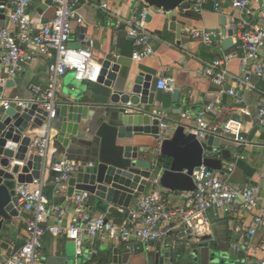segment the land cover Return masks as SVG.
Returning <instances> with one entry per match:
<instances>
[{
	"label": "built area",
	"instance_id": "1",
	"mask_svg": "<svg viewBox=\"0 0 264 264\" xmlns=\"http://www.w3.org/2000/svg\"><path fill=\"white\" fill-rule=\"evenodd\" d=\"M50 1L54 6V17L43 24H35L29 16L33 0H6L9 8L1 7L6 11L4 16L7 23L0 27V65L6 77L0 80V84L20 76L34 53L52 56V62L48 67L46 85H28L27 89L32 95L30 99H7L0 95V117L12 104L22 111L35 106L45 114L41 126L31 123L26 133L30 138L29 153L42 159L41 176L30 183H16L14 186L19 214L23 216V244L12 253L0 254V264H46L43 256L46 235L66 236L73 245L75 258L81 257L85 248L91 256H95L96 238L102 242L131 243L132 253H157L158 246L159 249H169L170 256H176L191 244L210 237L209 212L214 216L231 217L236 236L234 248L244 253L246 262L264 264L263 189L256 182L244 185L232 183L230 175L234 170V162L220 171L204 166L194 169L191 177L194 192L181 206H168L160 192L158 180H149L148 189L135 206L116 209L117 214L124 217L121 223L108 220V213L98 216L89 213L87 204L90 195L87 192H74L71 197H67L69 179L91 164L75 162L65 156L54 161L48 159L52 141L51 124L57 115L56 91L66 73H72L78 82L92 78L94 63L91 51L86 48L70 49L68 45L72 24H84L80 9L84 6L97 9L104 7L97 5L95 0ZM184 2L189 4V11L200 15L207 3L211 4L214 12L220 13L225 0ZM144 6L148 7L146 4ZM231 7L236 13L230 15L225 29L236 50L242 54L240 71L237 76L228 71L235 52L225 53L218 59L204 63L197 76L211 81L218 88L217 98L195 117L193 133L199 141L206 136H217L228 139L238 147L248 146L250 142L237 133L234 123L222 122L215 116V104L226 94L232 98L234 107L240 106L243 92L255 89L250 83L251 76L264 85V0H231ZM147 18V9H134L129 17L115 16L113 20V29L122 31L131 40L134 47L131 59L136 62L155 55L153 37L146 27ZM187 33L208 47L214 45L218 36L206 29H187ZM155 91L171 92L172 80L158 79ZM258 91L262 101L257 108L255 121L258 128H264V86ZM127 106L130 107L129 104ZM155 118L159 121V141L169 139L164 111H157ZM13 166L21 168L24 162L11 163L10 167ZM45 171L53 174L52 199L60 197L61 203H50L45 196ZM259 180L264 181V174L259 176ZM49 219L53 223L44 225Z\"/></svg>",
	"mask_w": 264,
	"mask_h": 264
},
{
	"label": "crops",
	"instance_id": "2",
	"mask_svg": "<svg viewBox=\"0 0 264 264\" xmlns=\"http://www.w3.org/2000/svg\"><path fill=\"white\" fill-rule=\"evenodd\" d=\"M95 1L97 5H102L104 9H97L91 6L82 7L80 14L84 19V24L78 26L73 23L70 38L71 42L80 44L81 48L91 51L94 63L93 76L90 80L78 82L74 79L72 73H66L57 87V102L63 100V93L67 88L75 87L84 95L86 102L98 105L106 104L110 90L104 87L105 77L100 75V68L101 62L109 58L119 66L116 77L117 83L121 87L124 79L131 78L138 73L150 74L156 79L165 78L172 80V90L178 89L180 91L178 103L172 104L171 92L156 91L155 93H150L149 100H153L152 114L155 116L157 111H164L166 115L164 122L168 126L166 132L170 136L172 130L180 123L191 125L195 130V117L205 106L215 102L218 91V88L211 81L199 78L197 73L205 62L218 59L225 53L235 52V57L228 65V71L233 76H237L240 71V57L242 54L236 50L233 42L232 47L227 51H224L221 45L216 43L210 47L205 46L200 41L191 38L187 33V29H206L219 35L221 18L225 17L227 22L230 19V15L236 13L232 10L231 0H225L220 13L214 12L211 4L207 3L200 15H196L189 10L183 14L161 12L160 9L154 7H145V3L141 0ZM134 9H147L146 27L153 37V49L155 52L154 56L140 62L131 59L134 49L131 40L122 31H115L112 27L115 16L127 18ZM28 13L35 24H43L54 17V6L50 0H33ZM172 16H176L177 21L184 23L179 39H177L176 32L170 29ZM249 20L252 22L251 19ZM82 29L85 32L83 35L80 33ZM81 36L83 41L80 40ZM51 57L34 53L33 59L25 67V71L20 76L9 79L11 83L6 87L1 97L7 99H30L32 95L27 87L29 84L44 85L41 80H44L43 75L48 77V67L52 62ZM262 59L264 61V51H262ZM250 83L255 89L243 92V102L238 107L233 106L230 96L223 94L218 99L219 103L215 104V116L222 122L229 121L234 123L237 133L247 138L250 142L248 146L240 145L236 147L228 139H225L224 148L230 151V159L222 160V168H226L231 162H234V170L230 175V181L237 185L259 183L264 193V181L259 180V176L264 174V128H258L255 121L257 108L262 101L258 90L262 89L264 85L253 76L250 78ZM142 109L147 110L146 107H142ZM181 109L186 110L185 117H183V114H179L180 111L178 110ZM57 123L58 118L52 122L53 126H51L52 141L48 159L54 161L63 156H69L71 160L81 163L83 157L74 153L75 151H72V148L64 151L61 146L53 141V137L56 134L54 128ZM132 143L139 147V150L147 146L146 158L150 161L159 162L158 143L151 137L133 136ZM215 158L221 159V154L218 153ZM159 172L161 173V171H157L156 174ZM43 176L47 179V187L44 190L45 196L50 203H61L62 198L60 197L56 198V200L52 199L53 174L45 171ZM154 179L158 180L160 192L168 206H181L194 192V186H190L184 191H170L161 187L158 175H154L150 180ZM261 204H264V200ZM116 209L119 208L110 205L107 211L108 220L115 223L122 219V216L117 214ZM92 214L102 215L96 210H93ZM22 219L23 216L19 214L17 218L11 220L5 230L4 241L9 245L7 250L11 249V253L23 244ZM208 220L211 225V234L209 235L211 240L221 242L223 247L232 244L234 237L232 218H225L223 215L214 216L209 212ZM52 223V220L49 219L44 225H51ZM43 246L45 261L49 257L63 258L65 259L64 264H69L73 260L79 261L80 264H99L97 263L98 259L101 261L100 264H149V258L156 254V252L145 253L144 251L132 253L130 250L131 243H114L111 240L102 242L97 238L94 239L95 250H97L95 256H91L88 249L85 248L83 255L75 258L73 256V245L67 240L66 236L53 237L46 235L43 240ZM111 247L120 250V259L107 257L108 249ZM187 249H183L178 255L189 258L188 253L192 249ZM165 250L167 249H159L157 253L160 255ZM1 252L4 255L5 253L9 254L6 250ZM53 264L61 263L55 260Z\"/></svg>",
	"mask_w": 264,
	"mask_h": 264
},
{
	"label": "water",
	"instance_id": "3",
	"mask_svg": "<svg viewBox=\"0 0 264 264\" xmlns=\"http://www.w3.org/2000/svg\"><path fill=\"white\" fill-rule=\"evenodd\" d=\"M141 1L166 13L183 14L189 9V4L184 0ZM1 7L9 8L6 0H0V27H4L7 23L4 16L6 11ZM225 25L226 19L222 17L220 34L216 36L215 43L227 51L232 47V40ZM182 27L184 23L172 16L170 29L176 32L177 39L181 36ZM80 33L83 35L85 32L82 29ZM80 40L83 41L82 36ZM68 47L80 49L81 45L70 41ZM118 67L109 58L101 62L100 75L105 77L104 87L110 90L106 104L86 102L84 95L75 87L67 88L63 100L57 103L58 123L54 128L56 134L53 141L64 151L72 148L74 153L83 157L81 163L91 164L69 179L66 195L71 197L74 192H87L90 195L87 207L91 214L93 210L106 214L110 205L122 209L132 207L146 192L147 181L154 175L159 176L162 188L184 191L194 186L191 178L194 169L204 166L220 171L222 160L230 159V151L224 148L225 139L206 136L199 141L193 133L194 128L186 123L178 124L170 138L160 142L159 121L152 114L153 100H149V94L156 92L154 87L158 79L150 74L138 73L124 79L121 87L116 77ZM42 77L44 80L41 82L46 85L48 77ZM5 78L0 65V80ZM10 83L8 79L0 84V95ZM179 95L178 89L171 91L172 104L178 103ZM178 111L183 115L187 113L182 109ZM44 116L35 106L22 111L12 104L0 117V254L2 250L11 253V249L7 250L9 245L4 241L5 230L11 220L19 216L15 184L30 183L41 176L42 159L29 153L30 138L26 133L31 123L41 126ZM133 136H149L156 141L158 157L167 160V167L148 160V147L139 150L132 143ZM218 153L221 159L215 158ZM17 162H24V166L10 167L11 163ZM157 171L161 173L156 174ZM235 243V235L232 244L227 247L205 237L187 249H192L188 253L189 258L170 256L167 249L161 256L156 253L150 257L149 264H251L245 261L242 251L234 248ZM149 244L153 245L152 242ZM156 250L159 251L158 246ZM119 252L118 248L111 247L107 257L120 259ZM55 260L65 263L63 258L52 257L47 258L45 263L53 264Z\"/></svg>",
	"mask_w": 264,
	"mask_h": 264
},
{
	"label": "trees",
	"instance_id": "4",
	"mask_svg": "<svg viewBox=\"0 0 264 264\" xmlns=\"http://www.w3.org/2000/svg\"><path fill=\"white\" fill-rule=\"evenodd\" d=\"M159 164H161L164 168H166L167 167V160L166 159H159V162H158ZM120 216H122V215H120ZM122 220H123V216H122V219L121 220H119L117 223H121L122 222ZM97 263H101V261L98 259L97 260Z\"/></svg>",
	"mask_w": 264,
	"mask_h": 264
},
{
	"label": "rangeland",
	"instance_id": "5",
	"mask_svg": "<svg viewBox=\"0 0 264 264\" xmlns=\"http://www.w3.org/2000/svg\"><path fill=\"white\" fill-rule=\"evenodd\" d=\"M69 264H80V262L77 260H73V261H70Z\"/></svg>",
	"mask_w": 264,
	"mask_h": 264
}]
</instances>
